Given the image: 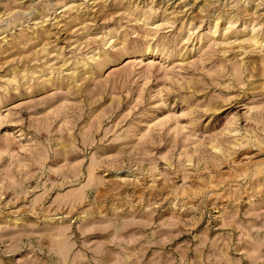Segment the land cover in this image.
<instances>
[{"label":"rangeland","instance_id":"rangeland-1","mask_svg":"<svg viewBox=\"0 0 264 264\" xmlns=\"http://www.w3.org/2000/svg\"><path fill=\"white\" fill-rule=\"evenodd\" d=\"M0 264H264V0H0Z\"/></svg>","mask_w":264,"mask_h":264}]
</instances>
